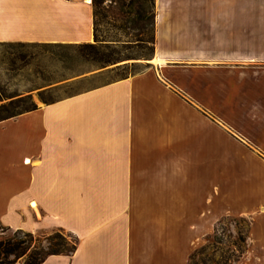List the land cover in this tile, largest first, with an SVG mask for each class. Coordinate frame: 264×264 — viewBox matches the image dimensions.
<instances>
[{
	"label": "crops",
	"instance_id": "crops-1",
	"mask_svg": "<svg viewBox=\"0 0 264 264\" xmlns=\"http://www.w3.org/2000/svg\"><path fill=\"white\" fill-rule=\"evenodd\" d=\"M91 1L0 0V42H90ZM154 11L143 71L0 122V226L76 239L41 264H182L183 233L204 230L214 194L216 131L264 172V64L206 59L236 55L218 41L264 56V0H154Z\"/></svg>",
	"mask_w": 264,
	"mask_h": 264
},
{
	"label": "rangeland",
	"instance_id": "rangeland-1",
	"mask_svg": "<svg viewBox=\"0 0 264 264\" xmlns=\"http://www.w3.org/2000/svg\"><path fill=\"white\" fill-rule=\"evenodd\" d=\"M247 1L248 6L253 2V0ZM109 4L110 1L106 0L99 8L95 9L98 12L95 18L93 16L92 29L95 30L98 40H104L102 43L116 44V51L118 52L116 57L120 58L117 63L101 68L92 62L77 61L71 65L70 69H64L63 64L57 61L50 52H44L40 49L18 51L17 48L0 46V91L6 94H18L15 98L28 95L33 106H36L38 103L53 101L102 82L143 71L145 69L143 64H146L152 57L153 46L135 42V32L126 28L121 19L114 20L109 13H105V9ZM93 11L94 8L92 6V13ZM220 11L218 10V12ZM114 40L117 41L114 42ZM0 43H5L2 45L19 43L49 44L42 41H7ZM85 43H94L93 38L90 42ZM226 43V41H218L214 44L216 48L220 49L218 51L224 49L225 53L232 52L236 53V55L214 56L206 59L236 64L243 62L264 64V56L252 55L254 53L252 42H248L247 55L242 54L244 50H240L237 42L235 47L230 46V49H234V51L228 50ZM19 52H27L35 58L29 65H25L22 61L15 59ZM239 53L241 55H238ZM13 59L15 60L12 65L10 61ZM39 72L45 75L46 78L52 79V81H43ZM76 72L81 73L75 76L70 75ZM62 76L67 77L64 80H60ZM7 101L9 100H2L0 104ZM216 126L222 128L218 124L217 119ZM238 145L235 138H232L228 132H215L213 143L214 161H211L213 162V180L215 184L214 194H211L213 200L209 199L208 209L204 208L203 212L200 213L199 224L203 226L204 230H193L192 232L183 233L184 246L183 250L180 247L177 248L175 252L176 262L179 261L180 255L183 253L182 264H189V256L201 247H206L204 248L205 250H202L204 256L213 255L216 262L222 258L230 257L231 251L234 250L232 246H210L211 243L208 240L216 228V224L223 220H225L226 232L232 238L238 236L239 230L247 235L246 250L242 257L239 261H231L229 264H240V261L244 264L249 257L261 258L264 256L262 243L264 240V172L253 165L255 161L250 160L247 154L242 153ZM210 155H212V145ZM240 219H243L244 222H240ZM57 232H52L51 234ZM48 235L39 236L40 243L44 247L48 245V240L46 239ZM200 256L203 257V255Z\"/></svg>",
	"mask_w": 264,
	"mask_h": 264
},
{
	"label": "trees",
	"instance_id": "trees-1",
	"mask_svg": "<svg viewBox=\"0 0 264 264\" xmlns=\"http://www.w3.org/2000/svg\"><path fill=\"white\" fill-rule=\"evenodd\" d=\"M106 0H92L91 4L94 8L93 16H97L95 9L99 8ZM110 4L105 9V13H109L113 19H121L124 26L135 32L137 43L150 44L154 48V0H109ZM95 26V19H94ZM94 43L82 44H7L0 43V46H8L17 48L18 51L40 49L53 54L57 61L63 64L64 69H70L73 63L92 62L99 67H104L117 63L119 57H116V44L102 43L104 40H98V37L93 30ZM117 40H114L116 42ZM153 54V52H152ZM35 57L27 52H19L15 57L16 60L22 61L25 65H29ZM10 61L13 65L14 60ZM41 74V72H39ZM81 72H76L70 75H78ZM42 80L51 82L52 79L46 78L41 74ZM67 76H62L60 80L66 79ZM18 94H6L0 91V101L9 100L0 104V122L16 117L22 113L29 112L35 108L30 101L29 96L17 97ZM15 98V99H13ZM51 101H45L49 103ZM240 222H244L240 219ZM225 220L216 224L212 235L208 238L210 246L227 245L234 248L231 251L230 257L222 258L216 262L214 256H204L202 250L206 247H201L195 250L188 259L189 264H229L237 262L242 257L246 250L247 235L242 231H238V236L232 238L227 234L224 226ZM44 236V235H43ZM47 247L42 246L39 236L32 233L15 230L10 231L8 228L0 226V264H41L48 256L58 254H69L76 248V239L68 234L57 232L48 235ZM209 247V246H208ZM200 255H203L200 256ZM205 257V258H204ZM233 258V260H231Z\"/></svg>",
	"mask_w": 264,
	"mask_h": 264
},
{
	"label": "bare ground",
	"instance_id": "bare-ground-1",
	"mask_svg": "<svg viewBox=\"0 0 264 264\" xmlns=\"http://www.w3.org/2000/svg\"><path fill=\"white\" fill-rule=\"evenodd\" d=\"M87 2H89L90 0H86Z\"/></svg>",
	"mask_w": 264,
	"mask_h": 264
}]
</instances>
